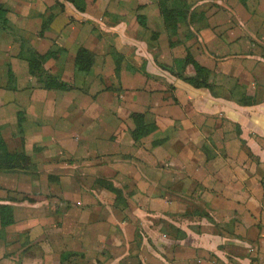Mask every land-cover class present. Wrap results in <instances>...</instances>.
Masks as SVG:
<instances>
[{
    "label": "crops",
    "instance_id": "crops-1",
    "mask_svg": "<svg viewBox=\"0 0 264 264\" xmlns=\"http://www.w3.org/2000/svg\"><path fill=\"white\" fill-rule=\"evenodd\" d=\"M188 1L0 0V264H264V0Z\"/></svg>",
    "mask_w": 264,
    "mask_h": 264
},
{
    "label": "trees",
    "instance_id": "trees-1",
    "mask_svg": "<svg viewBox=\"0 0 264 264\" xmlns=\"http://www.w3.org/2000/svg\"><path fill=\"white\" fill-rule=\"evenodd\" d=\"M79 10L86 9V0H69ZM163 11H170L175 16L178 22H186L191 8L188 0H160ZM8 8L0 2V29H9ZM20 42V51L18 57L26 60L29 63V70L31 75L36 77L41 84L47 89H68L70 86L63 81L61 75L49 72L43 63V55L39 54L32 46L31 42L24 36L18 37ZM95 55L85 49H80L76 58V71L88 74L94 64ZM176 65L185 68L190 62L195 63L192 56L187 55L183 59H176ZM182 79L194 82L192 79L182 76ZM27 155L25 151L11 153L8 150L7 144L2 136L0 128V169H13L24 167ZM77 253H69L67 258L62 261V264H83L82 262H71V257ZM63 258V257H62ZM66 261L68 263H66Z\"/></svg>",
    "mask_w": 264,
    "mask_h": 264
},
{
    "label": "rangeland",
    "instance_id": "rangeland-1",
    "mask_svg": "<svg viewBox=\"0 0 264 264\" xmlns=\"http://www.w3.org/2000/svg\"><path fill=\"white\" fill-rule=\"evenodd\" d=\"M8 8V7H7ZM9 10V9H8ZM9 13V12H8ZM43 32L44 31H41L40 33L43 35ZM50 54H51V56H55V54L57 53V52H55V50H52V51H50L49 52ZM39 54H41V53H39ZM41 55H43V60L47 57V54H41ZM43 63H44V66H45V62L43 61ZM46 68V67H45ZM9 79L11 80V82L12 81H14V80H16V78H15V76H14V74L10 71V75H9ZM37 81L40 83V81L37 79ZM69 85V84H68ZM42 87H44L43 86V84L41 85ZM70 86V85H69ZM68 89H71V86H70V88H68ZM62 261H63V258H62Z\"/></svg>",
    "mask_w": 264,
    "mask_h": 264
}]
</instances>
